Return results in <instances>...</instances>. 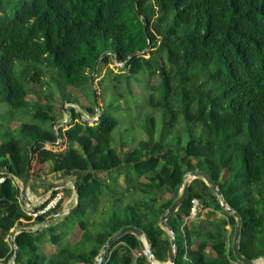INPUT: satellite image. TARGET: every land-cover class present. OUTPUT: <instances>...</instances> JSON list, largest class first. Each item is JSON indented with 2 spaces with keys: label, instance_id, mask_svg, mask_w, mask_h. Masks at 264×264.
I'll list each match as a JSON object with an SVG mask.
<instances>
[{
  "label": "trees",
  "instance_id": "1",
  "mask_svg": "<svg viewBox=\"0 0 264 264\" xmlns=\"http://www.w3.org/2000/svg\"><path fill=\"white\" fill-rule=\"evenodd\" d=\"M112 57L121 69L107 66ZM97 61L99 119L90 125L72 110L67 128H57L66 148L44 147L56 142L50 89L85 92ZM46 70L45 102L27 101L28 81L42 86ZM1 102L10 116L0 110V263L13 255L12 229L33 219L14 178H23L39 140L32 178L75 175L79 202L60 222L15 234V264H94L107 239L128 225L146 234L155 264H168L159 219L195 170L238 211L242 256L264 257V0H0ZM85 111L96 115L93 98ZM192 199L208 211L186 223ZM166 225L175 236L174 264H240L231 249L234 218L201 179L190 182ZM76 227L80 237L70 242ZM43 242L52 247L48 255ZM134 250L137 239L125 234L101 264H149Z\"/></svg>",
  "mask_w": 264,
  "mask_h": 264
},
{
  "label": "water",
  "instance_id": "2",
  "mask_svg": "<svg viewBox=\"0 0 264 264\" xmlns=\"http://www.w3.org/2000/svg\"><path fill=\"white\" fill-rule=\"evenodd\" d=\"M143 28L145 31L146 30L145 22H144ZM149 49H150V41L147 39V44H146L145 50L147 51ZM133 54H135V53H133ZM133 54H131V55H133ZM115 59H116V57H115ZM98 61L95 63V65L93 67V73L89 78V81H90V84H91V87H92L93 93H94L96 111H97L98 104H97L96 91L93 88V75L95 74ZM77 116H78L79 120H82L79 113H77ZM98 119H99V113L96 112V119L93 120L92 122H96ZM84 121H87V120H84ZM55 124H56V121L52 123V127L56 133V142L55 143H45L50 147L51 146L52 147H58L60 142H61V139H60V136L57 132V129L54 128ZM40 142H42V141L41 140L35 141L29 147V158H28V161L26 164L25 174H24L23 178L21 179L20 186H19V201H20L22 206L24 205L25 200L28 201L27 196H28L29 182H30V177H31V168H32V162L34 161V147L37 143H40ZM35 160H36V157H35ZM194 179H201L206 184V186H208L211 189V191L215 194V197L219 203L220 208L222 210H224L226 213H229L234 218L231 249H232L233 256L235 257L237 262H239L240 264H255L259 260H264V257H259L256 259H247L244 256H242V254L240 253V246H239L241 218H240L238 211L231 208L224 201L220 188L204 171L195 170V171H189V172L185 173L183 180H182V185H181V188L179 189L177 197L174 199V201L168 207L166 212L160 216V219H159V226L161 227V229H163L164 231H166L168 233V238H169V243H170L169 249L167 251L166 263L174 264L175 255H176L175 236H174L173 230L166 225V220L170 215L175 213L178 210V208L181 206L183 199L185 197L187 188H188L190 182ZM71 186H72V192H73L74 198H75L74 205L70 208L61 209V210L47 216L44 220L45 225H47L50 221H52L58 217H61L63 215L70 213L71 211H73L76 208V206L79 202V197H78V193H77V189H76L75 184L72 183ZM53 189H54V187H52V189L50 190V193L53 191ZM45 200H46V198L39 200L37 203H34L32 206V209H34L37 205L43 203ZM23 229L24 228L17 229L15 231V233H13V235H12L13 238H14L15 234L22 231ZM28 230H33V229H28ZM125 234H132L137 239L138 244H139V248L142 252V255L146 258V260L149 264H154V261H156V260L153 256L151 249H150V243H149V240H148L146 234L140 228H137V227H134L131 225L121 227L117 232L112 234L107 239L105 244L101 247L98 255L96 256L94 264H101L106 252L109 251L113 247V245L121 237H123ZM142 237L145 238V242L147 244L146 246H144L142 241H141ZM11 245L14 249V252H13L12 257L10 258V260L6 264H15L14 258L16 257V254H17V247L14 243V240L11 241ZM158 263H162V262H158Z\"/></svg>",
  "mask_w": 264,
  "mask_h": 264
},
{
  "label": "rangeland",
  "instance_id": "3",
  "mask_svg": "<svg viewBox=\"0 0 264 264\" xmlns=\"http://www.w3.org/2000/svg\"><path fill=\"white\" fill-rule=\"evenodd\" d=\"M104 53H110V49L107 50L106 52ZM123 64L122 63H119L117 62V60L115 59V57L111 59L110 63H108V67H111L113 69L117 68L116 70L118 69H121V66ZM106 67L103 66L102 69H101V72H100V75H102L104 73V71L106 70L105 69ZM16 69H17V64H16ZM89 73V71H87ZM93 73V71H92ZM92 73H89V78L90 76L92 75ZM97 67H96V71H95V74L93 75V88L94 90L96 91V97L99 93V87H98V80L100 77L96 78L97 76ZM48 71L46 70V74L45 76L42 78V86L37 84V83H33L31 81H28V94L26 95V100L29 101V102H40V103H44L45 102V96L46 94L48 93L49 89L47 87V81L49 80V77H48ZM110 78L107 79V77L105 78V83L108 84L109 86H111L112 84V81L109 80ZM133 90L138 93L139 92V89H137L136 87L133 88ZM51 91V94L49 95V100L51 101V106L52 108L57 112V117H56V124L54 125V128L57 129V128H61L62 131L65 130L67 128V124L72 121V110L76 113H79L80 117L82 118V120H87V122L92 125L94 124L95 122H92L93 120L96 119V115L94 116H90L86 111H85V108L89 105V102L92 100L93 98V102H94V106H95V100H94V93H93V89L91 87V84H90V81H89V86L86 87V90L85 92H83L82 90H79L77 88H74V87H71V86H66L65 88H53L50 89ZM92 95V97H91ZM136 99L139 98V97H135ZM139 100V99H138ZM107 101H112V105L115 104V102H117V96L114 94L112 96V98L109 96V98H107ZM97 104H98V107H97V113L100 114V109H101V102L99 100V98L97 97ZM0 110H2L3 112V117L4 118H9L10 116V112H9V109L7 107L6 104H4L3 102L0 103ZM76 113V115H77ZM113 113H115L116 115H123L124 116V111L123 110H115L113 109ZM78 118V116H77ZM79 120V119H78ZM55 122V121H54ZM124 123L121 124V127L123 126ZM9 127L14 129L16 128L18 125H19V121L17 120H14L12 119L9 123H8ZM118 129V128H117ZM113 135H114V132H113ZM46 148H49L51 150H54V151H58L59 149L58 148H55V147H50L48 146L47 144H45ZM61 149V147H60ZM35 157H36V153H34V161L32 162V166L34 165L35 163ZM32 171L33 169L31 168V174H32ZM223 176L224 177H227V172H224L223 173ZM31 179L32 176H31ZM20 181L21 180H18V187L20 186ZM62 190V189H61ZM28 193L30 194L31 191L30 189H28ZM62 193H63V202L61 203V209H67V208H70V207H67L69 204H70V201H72V190L71 188H66L65 190H62ZM46 194L43 193V195ZM31 197V196H30ZM70 200L69 203L68 201L66 200ZM26 201V200H25ZM24 201V203H25ZM25 206L24 209L26 211V213L28 214L30 209H32V207L28 204L26 205H23ZM208 211V209H204V208H201L200 206H198L196 208V211H195V215L194 217H189L186 218V223L190 222V221H193V220H200V219H204L205 218V215H206V212ZM199 213V215H197ZM216 215L219 217L221 216V213L217 212ZM35 221V220H34ZM31 220H28V221H24L22 220V227H16V228H13L12 229V233H14L17 229H20V228H24V229H30V228H34V227H40V228H45L46 225L44 224V222H37L38 224L36 225H32V223L34 222ZM54 222V220H53ZM34 224V223H33ZM227 229L229 230L230 227L227 226ZM81 233V230L79 228H75L73 230V232H71V239L74 241L76 240L79 235ZM69 234V235H70ZM69 237V236H68ZM142 243L145 245V241L142 239ZM44 250L46 252V250H48L47 246L45 247L44 246ZM133 254L135 256L137 255H140L142 254L141 250H134L133 251ZM3 264V263H1ZM255 264H264V260H259L257 263Z\"/></svg>",
  "mask_w": 264,
  "mask_h": 264
},
{
  "label": "crops",
  "instance_id": "4",
  "mask_svg": "<svg viewBox=\"0 0 264 264\" xmlns=\"http://www.w3.org/2000/svg\"><path fill=\"white\" fill-rule=\"evenodd\" d=\"M66 146H67L66 140L64 138H62L59 146L55 147V148H58L59 150H63L64 148H66ZM60 147H61V149H60ZM75 180H76L75 175L66 174V173H52V174L43 176L41 178H36V179H34V178L31 179V177H30L29 189H30L31 193L30 194L28 193V196H27L28 201H25L24 205L28 204L32 207L34 203H37L41 199L47 198L51 194L50 190L52 189V187L58 186L62 190H65L66 188H71V190H72L71 184L74 183ZM45 192H46V194L43 195V193H45ZM72 195H73L72 201H70L69 199L66 200V201H68V203L70 201V204L67 207H72L74 205L75 198H74L73 192H72ZM23 207H25V206H23ZM61 218H62V216L54 219L55 220L54 223L60 222ZM32 221H34V219H32ZM33 223H32V225L38 224L37 221H34ZM30 229L37 230V229H40V227H34V228H30ZM73 230L71 232H73ZM68 236H69L68 240L70 242H76V241H78V239L80 237V235H79V237L73 241L71 239V234ZM142 239L145 241L144 237L141 238V241H142ZM146 245L147 244L145 242L144 246H146ZM41 246H42V251L44 254L48 255L52 252V247L47 242H43L41 244ZM44 246L45 247L47 246V248H48V250H46V252L44 250ZM79 264H81V263H79Z\"/></svg>",
  "mask_w": 264,
  "mask_h": 264
},
{
  "label": "built area",
  "instance_id": "5",
  "mask_svg": "<svg viewBox=\"0 0 264 264\" xmlns=\"http://www.w3.org/2000/svg\"><path fill=\"white\" fill-rule=\"evenodd\" d=\"M3 180H4V177L0 176V183ZM14 180H15L16 184H18L17 183L18 179L14 178ZM62 197H63V193H62L61 188L58 186L54 187L53 191L46 198V200L43 203L37 205L34 209H30L28 215H30L33 219H35L39 215L49 216V215L53 214L52 211H54L57 208V205L61 201ZM191 203H192V206H191L189 217H194L196 208L199 206V204H198V201L196 199H192ZM12 235H13V233L8 238L10 244H11V241L14 240Z\"/></svg>",
  "mask_w": 264,
  "mask_h": 264
},
{
  "label": "bare ground",
  "instance_id": "6",
  "mask_svg": "<svg viewBox=\"0 0 264 264\" xmlns=\"http://www.w3.org/2000/svg\"><path fill=\"white\" fill-rule=\"evenodd\" d=\"M155 264V263H154Z\"/></svg>",
  "mask_w": 264,
  "mask_h": 264
}]
</instances>
